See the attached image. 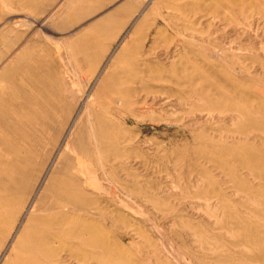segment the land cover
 I'll use <instances>...</instances> for the list:
<instances>
[{
  "label": "rangeland",
  "instance_id": "1",
  "mask_svg": "<svg viewBox=\"0 0 264 264\" xmlns=\"http://www.w3.org/2000/svg\"><path fill=\"white\" fill-rule=\"evenodd\" d=\"M144 12L147 31H28V5L0 0V161L40 136L33 172L48 175L66 152L63 130L105 96L126 97L112 111L120 136L101 152L112 178L99 168L83 189L97 225L136 264H228L218 258L227 228L239 236L257 220L240 181L258 179L235 155L264 150V133L233 141L229 113L207 117L189 92L236 87L248 102L264 89V0H149ZM221 133L232 150L214 144Z\"/></svg>",
  "mask_w": 264,
  "mask_h": 264
},
{
  "label": "bare ground",
  "instance_id": "2",
  "mask_svg": "<svg viewBox=\"0 0 264 264\" xmlns=\"http://www.w3.org/2000/svg\"><path fill=\"white\" fill-rule=\"evenodd\" d=\"M232 90V93H225L226 96L212 98L193 87L189 97L206 100L207 117L220 119L229 113L233 123H237L227 135L233 141L241 142L254 129L264 133V89L249 92L255 99L247 94L248 102H243L239 93L235 95L236 87ZM127 91L129 88L125 89ZM125 102L126 97L107 95L98 104H91L87 117L82 115L85 121L76 130L72 124L68 125L62 135L63 138L67 136L63 160L48 175L44 167L39 173L33 172L36 145L44 141L40 136L33 137L25 149H16L11 160L0 161V264H136L124 246L117 241L111 242L97 225L98 206L95 201L87 203L83 190L98 178L99 168L108 179L112 178L101 152L108 141L113 142L120 136L113 130L112 111L113 105ZM215 109L218 114L212 112ZM50 117L52 122L54 116ZM43 130L46 134V128ZM219 137L221 142L213 141L214 144L221 147L222 152L232 150L222 142L225 135L221 133ZM261 137L264 144V134ZM235 156L242 161L248 174L258 179V186L240 181V186L248 192L244 203L249 206V214H254L257 220L249 222L252 228L239 236L234 235L233 227L228 225L227 233L233 235V239L226 248L220 247L222 254L218 258L228 264H264V150L251 151L245 158Z\"/></svg>",
  "mask_w": 264,
  "mask_h": 264
},
{
  "label": "crops",
  "instance_id": "3",
  "mask_svg": "<svg viewBox=\"0 0 264 264\" xmlns=\"http://www.w3.org/2000/svg\"><path fill=\"white\" fill-rule=\"evenodd\" d=\"M13 1L28 5L30 24L28 31H147L148 29L144 11L149 0ZM6 31H18V29ZM13 42L15 44V40Z\"/></svg>",
  "mask_w": 264,
  "mask_h": 264
}]
</instances>
